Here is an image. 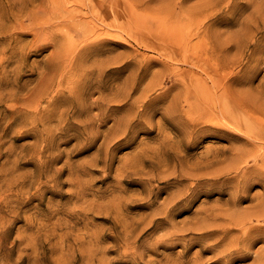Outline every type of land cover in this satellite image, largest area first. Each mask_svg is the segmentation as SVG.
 Wrapping results in <instances>:
<instances>
[{
    "label": "rangeland",
    "instance_id": "1",
    "mask_svg": "<svg viewBox=\"0 0 264 264\" xmlns=\"http://www.w3.org/2000/svg\"><path fill=\"white\" fill-rule=\"evenodd\" d=\"M0 264H264V0H0Z\"/></svg>",
    "mask_w": 264,
    "mask_h": 264
}]
</instances>
